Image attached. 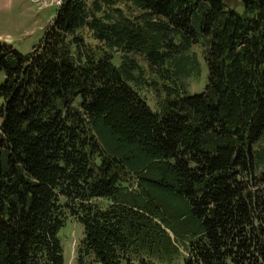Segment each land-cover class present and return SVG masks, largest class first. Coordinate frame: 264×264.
Instances as JSON below:
<instances>
[{"label": "trees", "instance_id": "1", "mask_svg": "<svg viewBox=\"0 0 264 264\" xmlns=\"http://www.w3.org/2000/svg\"><path fill=\"white\" fill-rule=\"evenodd\" d=\"M56 8L31 53L0 43V264H65L68 218L80 260L264 264V0Z\"/></svg>", "mask_w": 264, "mask_h": 264}, {"label": "rangeland", "instance_id": "2", "mask_svg": "<svg viewBox=\"0 0 264 264\" xmlns=\"http://www.w3.org/2000/svg\"><path fill=\"white\" fill-rule=\"evenodd\" d=\"M59 0H0V43L11 45L22 55L31 53L32 49L40 43L46 31L52 24L56 6ZM198 57L203 61L202 49L194 48ZM193 52V50L191 51ZM191 56L192 53H189ZM113 63L121 64L120 55L113 57ZM207 70L202 63L189 77L187 95L199 94L203 91L206 82ZM3 72L0 70V83ZM141 93L146 88L142 87ZM149 108L156 113L153 93L146 91L141 94ZM2 99L0 98V108ZM83 227L78 222L68 218L59 232V239L63 249L65 264H98L93 257L80 260L76 255L79 242L83 239Z\"/></svg>", "mask_w": 264, "mask_h": 264}]
</instances>
